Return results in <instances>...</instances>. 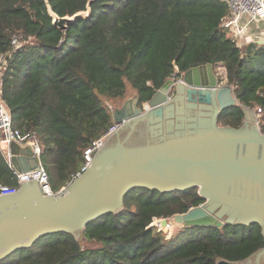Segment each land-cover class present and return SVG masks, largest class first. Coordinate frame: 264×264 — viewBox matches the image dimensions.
<instances>
[{
    "label": "trees",
    "instance_id": "obj_1",
    "mask_svg": "<svg viewBox=\"0 0 264 264\" xmlns=\"http://www.w3.org/2000/svg\"><path fill=\"white\" fill-rule=\"evenodd\" d=\"M87 12L65 31L59 18ZM224 0H0L2 100L13 129L42 144L41 165L54 194L84 165V152L114 125L109 106L136 96L147 103L166 81L211 64L239 106L220 127L239 129L241 107L264 133V46L240 48L221 28ZM17 38L20 45L13 46ZM0 184L17 178L0 152ZM199 190L134 189L123 208L88 224L83 238L54 233L0 264H216L264 248L258 225L182 227L170 237L155 223L204 204ZM264 264V262H263Z\"/></svg>",
    "mask_w": 264,
    "mask_h": 264
},
{
    "label": "water",
    "instance_id": "obj_2",
    "mask_svg": "<svg viewBox=\"0 0 264 264\" xmlns=\"http://www.w3.org/2000/svg\"><path fill=\"white\" fill-rule=\"evenodd\" d=\"M51 17L65 31L88 13ZM147 104L146 109L133 96L117 107L112 117L122 127L112 134L114 140H106L90 166L57 194L45 196L37 182L28 181L16 193L0 196V262L49 234L83 238L88 224L120 212L134 189L170 193L197 188L205 203L174 216L175 224L258 225L264 237V134L256 112L241 107L243 124L237 130L218 125L221 113L239 103L234 88L222 85L211 64L166 81ZM140 124L148 137L128 146L126 140ZM9 152L18 174L38 169L29 147L13 143ZM263 262L264 248L240 262L216 264Z\"/></svg>",
    "mask_w": 264,
    "mask_h": 264
},
{
    "label": "built area",
    "instance_id": "obj_3",
    "mask_svg": "<svg viewBox=\"0 0 264 264\" xmlns=\"http://www.w3.org/2000/svg\"><path fill=\"white\" fill-rule=\"evenodd\" d=\"M227 5L228 13L221 22V28L223 30L231 31L233 28H238V21L242 16H247L251 22H260L264 21V0H224ZM240 33L241 30L237 29ZM13 46H19L20 43L17 38L12 40ZM4 62V56H0V152L3 154L4 159L10 169L13 170L17 178V186H4L0 184V196L16 193L19 188L26 182H37L38 186L45 196L55 195L49 184L48 177L41 165V154L42 147L40 142L35 137V135L30 132H18L13 129L12 116L2 100V64ZM145 108L147 109L148 104L144 103ZM115 108L109 106V111L113 114ZM121 125L114 123L113 127L105 133L101 138L96 140L92 147L88 148L84 152V165L75 176L77 178L80 176L83 171H85L90 164L95 155H98L101 149L105 145V141L113 137L112 134L117 132V128H121ZM17 144L21 147H29L32 151V156L38 162V169L27 172L25 174H18L11 164V155L9 152V146L11 144ZM74 178V179H75ZM174 223V221H167L168 226ZM159 226L161 224H158Z\"/></svg>",
    "mask_w": 264,
    "mask_h": 264
},
{
    "label": "crops",
    "instance_id": "obj_4",
    "mask_svg": "<svg viewBox=\"0 0 264 264\" xmlns=\"http://www.w3.org/2000/svg\"><path fill=\"white\" fill-rule=\"evenodd\" d=\"M237 29L241 30V32L239 33ZM224 31L240 48H246L250 45L257 48L264 46V21L251 22L247 16H242L238 21V28Z\"/></svg>",
    "mask_w": 264,
    "mask_h": 264
},
{
    "label": "rangeland",
    "instance_id": "obj_5",
    "mask_svg": "<svg viewBox=\"0 0 264 264\" xmlns=\"http://www.w3.org/2000/svg\"><path fill=\"white\" fill-rule=\"evenodd\" d=\"M214 73H215V75L218 77L219 75H220V71H218L217 69H214ZM172 80H174V81H177L178 79H175V78H172ZM223 84V83H222ZM225 85V84H224ZM130 97H128L127 99H130V98H133V95H129ZM126 99V100H127ZM125 101V100H124ZM124 101H118V102H116V104L113 106L112 105V107H114L115 109L117 108V107H120V105L124 102ZM113 139V137L111 138V140ZM114 140V139H113ZM112 140V141H113ZM40 145H41V147H42V144L40 143ZM181 227H180V225H178V224H175V223H172L171 222V224H170V226L169 227H162L161 225L159 226L157 223H155L154 224V226H153V230H154V232L155 233H158V232H160V233H163V235H165V237H170L173 233H175L177 230H179Z\"/></svg>",
    "mask_w": 264,
    "mask_h": 264
},
{
    "label": "flooded vegetation",
    "instance_id": "obj_6",
    "mask_svg": "<svg viewBox=\"0 0 264 264\" xmlns=\"http://www.w3.org/2000/svg\"><path fill=\"white\" fill-rule=\"evenodd\" d=\"M148 131L145 124H140L137 126L136 131L130 136L128 140H126L128 146H135L138 145L139 142L142 141V139H145V137H148ZM128 135V130L126 132H123L121 134V137H126Z\"/></svg>",
    "mask_w": 264,
    "mask_h": 264
}]
</instances>
